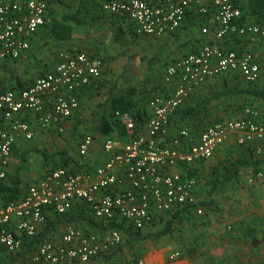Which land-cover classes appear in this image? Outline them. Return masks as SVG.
I'll list each match as a JSON object with an SVG mask.
<instances>
[{"label": "built area", "instance_id": "obj_1", "mask_svg": "<svg viewBox=\"0 0 264 264\" xmlns=\"http://www.w3.org/2000/svg\"><path fill=\"white\" fill-rule=\"evenodd\" d=\"M102 11L125 18L137 38L157 39L174 34L189 13L210 19L203 25L205 38L198 50L166 68V82L176 81L168 97L147 101L143 120L130 113L115 112L128 141L118 144L111 138L102 143L104 160L93 163L89 155L95 147L93 134H85L77 148L72 168L45 173L14 201H0V249L11 256L23 251L25 242L37 235L49 214L63 215L75 203H86L89 215L101 231L65 224L44 239L18 264H148L144 257H130L118 248L123 234L110 228L123 223L133 229H151L162 216L184 208L202 215L194 194L197 178L183 169L212 158L230 134L239 146L254 142L264 145V123L259 113L246 108L236 121L206 128L199 142L186 152L180 148L189 138L186 130L170 134L171 118L188 96L207 80L228 72L239 73L248 83L259 79L260 69L252 53L226 48V43L243 36L264 39V26L248 23L234 0H92ZM48 13L46 0H0V64L15 61L29 49L31 38L43 27ZM212 34L211 40L208 36ZM58 63L37 77L25 89L0 93V182L14 147L23 139L31 141L32 118L40 131L58 136L66 132V122L79 109L78 93L97 88L103 62L83 52L62 50ZM259 153V152H258ZM181 168L182 171L178 169ZM264 182V171L249 178V184ZM116 253V254H115ZM113 256L112 258H110ZM180 259L179 252L168 256V264Z\"/></svg>", "mask_w": 264, "mask_h": 264}, {"label": "crops", "instance_id": "obj_2", "mask_svg": "<svg viewBox=\"0 0 264 264\" xmlns=\"http://www.w3.org/2000/svg\"><path fill=\"white\" fill-rule=\"evenodd\" d=\"M46 1L48 4L54 0ZM86 1L87 4L83 5L78 0L79 5L86 7L87 12L81 16L86 19L85 21L87 23L84 26L88 27L87 33L79 36L75 31L76 34H74L71 42L58 43L48 40L45 28H40L33 38H31L29 49L22 57L17 61H10L7 64L0 65V69L3 66L6 68L3 70L9 73V69L19 66L18 63H22L23 67L25 65L32 66V57H37L38 60L44 57L46 59H43L40 65L38 63L36 72L33 71L32 74L28 75L24 72L17 77L7 74L6 77L0 78V82L6 85L14 84L15 82L11 78H17L20 81L28 83L32 82L35 78L43 75L58 63L57 54L62 50H69L73 53L83 52L91 57L100 59L104 64V73L98 82L99 87L84 88L78 93L80 107L66 122V131L67 128L71 131L72 142L65 148L73 149L74 147L77 150L82 137L85 134H93L95 137V147L89 155V160L97 164L104 160L101 149L105 139L111 138L118 144H123L128 141V135L120 123L125 132V137L121 140L108 137L101 131V123L110 116L113 110V103L131 99L128 96L131 93L132 104L134 103L136 105H134V109L139 111L141 120H143V112L146 109L147 101L155 97H168L174 91L176 81L174 80L169 83L165 81L166 66L182 59L186 55L196 52L205 39L201 35L202 26L205 24L213 28V25L210 19H201L196 14L189 13L183 25L174 34L157 39H141L134 36L132 26L125 18L105 13L102 11L99 3L93 2L92 0ZM234 1L240 7L242 3L246 2L245 0ZM67 13L72 12L69 11ZM46 19L49 20L50 18L47 16ZM246 21L248 23H256L252 17H247ZM120 29L122 30L120 38L115 37ZM126 33L131 34L134 40H153L157 41L160 46L170 45L168 52L172 54L169 55V58H151L147 63H144L141 61V58H138L142 55L136 56L134 54L137 52L136 48L130 50V52H125L126 47H124V42L129 39ZM212 37L213 35L210 34L206 39L211 40ZM45 42L51 43L50 47L59 45L63 49L59 50L58 53L55 50H48V47L41 49L40 47ZM173 44L174 46L171 47ZM226 48L235 49L242 54L252 53L260 69L259 79L255 83H248L239 73L228 72L220 77L207 80L205 84L195 89L188 96L185 104L171 118L170 134L172 137L178 135L181 130H186L189 133L188 140L184 141V145L180 148L184 152L199 142V137L206 128L218 123L239 120L243 117L246 108L256 110L259 113L258 122L264 123V39L243 36L227 42ZM43 50H48L45 56H42ZM137 61L140 63V67L143 68L142 70H136L138 67ZM34 67L36 68V64ZM147 67L148 73L146 74L144 70ZM142 71H144V74H142ZM207 99L210 102L203 110L193 116L186 117L184 112L187 109H197ZM126 113L131 114L134 112ZM27 120L34 131V138L32 139L34 145L32 147L40 149L43 144L50 141L49 138L58 136L52 131H40L32 118ZM26 142L29 141L20 139L15 146L12 157L20 153V149L23 147H28ZM76 150H74L75 155L73 157V154H68L71 161L65 168H72L74 166L77 157ZM66 151L63 150L62 152L65 153ZM46 157L49 158L46 160ZM43 160L45 168L42 170L41 176L53 171L51 170L53 168V161H57L58 159L53 160L50 156H44ZM236 162H243L244 165L239 167L236 176H231L230 164ZM178 170L182 171L181 168ZM260 171H264V145L254 142L247 146H239L234 134H230L227 137L224 144L216 150L212 158L193 164L188 170L183 169L185 174L197 178L194 194L196 198L203 197L204 190V193L208 196V203L206 205H212L214 202V190L223 184H228V187L224 189L226 192L224 196L232 198V200L234 198L239 199V202H236L235 205L233 203L230 204V212H228L229 222H227L228 226L226 227L229 234L225 240L218 241L213 238L203 240L200 238L194 245L193 254L173 251L180 253V259L174 264H264V182L252 185L248 183L249 178ZM214 183H218L215 188L213 187ZM208 185L210 187H207ZM27 188L25 191H22V196L27 191ZM198 207L202 208L204 214L205 209L201 206ZM184 209L176 210L162 216L150 228L152 229L163 220L169 217L171 218L177 212H185L183 211ZM188 210L189 212L192 211L190 208ZM192 212L198 217L203 216V214L197 215L195 210ZM62 226H59L55 231L61 229ZM44 228L45 226L38 233ZM144 231L142 232L144 233ZM10 256L4 250L0 249V258L6 260ZM168 256L169 254L166 256L165 254L159 255L157 252H151L144 258L148 264H168ZM109 261L110 259L98 261L96 264H107Z\"/></svg>", "mask_w": 264, "mask_h": 264}, {"label": "rangeland", "instance_id": "obj_3", "mask_svg": "<svg viewBox=\"0 0 264 264\" xmlns=\"http://www.w3.org/2000/svg\"><path fill=\"white\" fill-rule=\"evenodd\" d=\"M80 2H82L83 5L87 4L86 0H80ZM48 4L47 16L49 18H51L52 15L61 18L69 11L79 16L87 12L86 7L79 5L78 0H54ZM87 31L88 27L84 25L79 26L76 29V33L79 34V36L84 35L87 33ZM126 34L129 36V39L124 42V47H126L125 52H130V50H134V48H136L137 52L134 54L136 56L142 55L138 58H141V61L144 63H147L151 58H169V55L172 54L171 52H168L170 45L160 46L157 41L153 40H134L131 34ZM50 45L51 43L45 42V44H43L40 48L44 49V47H48V50H55L57 53L59 50L63 49L61 48L62 46L60 47L59 45H55L56 47H50ZM173 46L174 44L171 45V47ZM48 50H43L42 56H45ZM142 58L144 59L142 60ZM43 59H46V57L40 58V60H38L37 57H32V66L25 65V67H23L22 63H18L19 66L9 69V73L3 69H0V78L6 77L7 74H10L14 77L20 76V74H23L24 72L27 75L32 74L33 71H37L38 63L40 65ZM35 64L36 68L34 67ZM137 65L138 67L136 70L143 69L140 67L141 65L138 61ZM144 71L147 74L148 67ZM144 71H142V74H144ZM49 139L50 141L43 144L40 149L32 147V145H34L32 140L26 142L28 147H23L20 149V153H17L16 156L13 155L7 170L8 176L5 185H9L11 179L18 178L20 181L21 190L25 191L29 184L38 181L42 177V170L45 168L43 160L44 156H50L53 160L58 159V162L60 161V156L64 153L62 152L63 150H67L68 154H73L72 157L75 155L74 150L76 149L73 146H70L73 147V149H65L70 145V142H72L71 131H69V128H67V131L63 136H55V138ZM207 187L210 186L208 185ZM225 187H228V184H223L214 190V197L212 196L214 202L211 206L206 205L208 203V196L204 193V190L203 197H197L199 202L198 206H201L205 209L202 217L196 216L192 212L194 209H192V211L183 214L174 221V224L172 225L173 228L168 235L164 237H154L155 234L159 233L163 229L165 222L171 219L169 217L160 222L158 225L154 226L152 229L144 231L143 234L146 236H151V238L144 242L133 245L132 248L126 249L123 251V253L130 257H145L151 252H157L159 255L165 254L166 256L173 251H181L186 252L187 254H193L194 245L200 238L203 240L209 238H213L214 240L218 241L225 240L229 234V231L226 229V227L228 226L227 222H229L228 212H230V204L233 203L235 205L236 202H239V199L234 198L232 200V198L224 196V193H226L224 191Z\"/></svg>", "mask_w": 264, "mask_h": 264}, {"label": "trees", "instance_id": "obj_4", "mask_svg": "<svg viewBox=\"0 0 264 264\" xmlns=\"http://www.w3.org/2000/svg\"><path fill=\"white\" fill-rule=\"evenodd\" d=\"M245 3L241 4V9L243 10L244 17H252L254 21L258 24L264 26V0H245ZM85 17L67 13L63 15L61 18L57 16H51L49 20H45L43 27L47 32V38L50 41L58 42V43H66L71 42L74 38L75 31L77 27L86 24ZM130 31V30H129ZM122 30L120 29L115 37L121 36ZM131 33V31H130ZM118 38V39H119ZM17 61V60H15ZM10 62V61H7ZM7 62H5L7 64ZM0 64V65H4ZM167 67V66H166ZM2 69H6L5 67H1ZM39 77V76H38ZM15 83L11 84H3L0 82V93H4L6 91H21L26 86L31 85L32 82H23L17 78H11ZM29 84V85H28ZM99 87V86H98ZM131 99H126L125 101H118L113 103V110L108 118L102 121L101 123V131L108 137H112L115 140H121L125 137V132L123 131V127L119 124L118 121L114 118V113L116 111L120 112H134L131 113L137 120H141V116L139 115V111L134 109L136 106L134 103L132 104V95L131 93L128 95ZM210 102V100L203 101V104L197 107V109H187L184 113L186 117L193 116L203 110L205 106ZM135 105V106H134ZM15 149V147H14ZM49 157H46V160ZM71 158L68 156V152L66 151L60 157V161H53V168L51 170H55L57 168H65L69 165ZM231 165V176H236L239 171V167L243 166V162L232 163ZM7 181V179H6ZM0 182V200L3 201H14L22 196V190L20 186V181L18 178L11 179L9 185H4L5 182ZM218 183H214L213 187L215 188ZM182 213L189 212L188 208H185ZM181 212H177L171 216V219L167 220L164 224L163 229L155 234L154 237H164L168 235L172 230V225L174 221L182 216ZM64 224H75L79 227H83L86 229H91L95 231H101L105 227L100 226L96 223L91 216L89 215V207L86 203H75L72 205L71 209L63 215L49 214L47 217V223L45 228L39 232L33 238H29L25 242V247L22 252H20L17 256H10L6 258V260L0 258V264H17L20 259L26 257L31 251H33L39 243L50 233L55 231L59 226ZM110 228L118 230L120 233L124 235V240L118 248V253L123 252L126 249L132 248L133 245L146 241L151 238V236H146L143 234L141 230L133 229L131 226H125L123 223H115L110 225ZM116 254V253H115ZM108 259V258H106Z\"/></svg>", "mask_w": 264, "mask_h": 264}]
</instances>
